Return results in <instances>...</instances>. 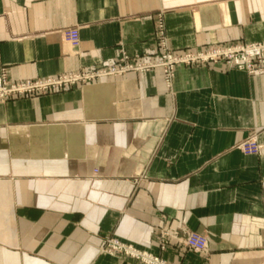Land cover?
<instances>
[{
    "label": "crops",
    "instance_id": "crops-1",
    "mask_svg": "<svg viewBox=\"0 0 264 264\" xmlns=\"http://www.w3.org/2000/svg\"><path fill=\"white\" fill-rule=\"evenodd\" d=\"M161 23L173 53L262 41L264 0H0V71L155 55ZM108 238L155 264H264V71L128 69L0 102V264H149Z\"/></svg>",
    "mask_w": 264,
    "mask_h": 264
},
{
    "label": "built area",
    "instance_id": "built-area-1",
    "mask_svg": "<svg viewBox=\"0 0 264 264\" xmlns=\"http://www.w3.org/2000/svg\"><path fill=\"white\" fill-rule=\"evenodd\" d=\"M158 53L152 56L129 57L121 55L119 61L103 65L89 71H77L62 73L55 76L10 81L4 70L0 71V102L18 97H31L45 93L62 91L68 87L85 84L89 81L112 74L123 73L128 69L148 70L155 67L163 69L165 81H169L175 65L184 64H212L224 62L249 74L264 71V40L253 43L235 42L226 46H211L203 50H183L171 52L166 43L162 23L158 25ZM67 42L75 44L78 40L76 29H68L64 32ZM240 149L246 154H258L260 147L252 140L244 141ZM185 245L194 251H203L207 247V238L196 231L186 233ZM105 250L113 253L119 252L140 259L149 264H155L157 258L146 251L135 249L117 239L108 238L105 242Z\"/></svg>",
    "mask_w": 264,
    "mask_h": 264
},
{
    "label": "rangeland",
    "instance_id": "rangeland-1",
    "mask_svg": "<svg viewBox=\"0 0 264 264\" xmlns=\"http://www.w3.org/2000/svg\"><path fill=\"white\" fill-rule=\"evenodd\" d=\"M165 35V34H164ZM238 42H240V41H238ZM166 43H167V41H166ZM237 43V42H236ZM244 43H253V42H244ZM227 45H229V44H227ZM224 46H226V45H224ZM167 47H168V45H167ZM211 47V46H210ZM205 49V48H204ZM203 50V49H202ZM147 56H152V55H147ZM220 63H224V62H220ZM224 64H226V63H224ZM228 65V64H227ZM230 66V65H229ZM232 66V65H231ZM233 67V66H232ZM235 68V67H234ZM8 78V77H7ZM9 80V79H8ZM19 98V97H18Z\"/></svg>",
    "mask_w": 264,
    "mask_h": 264
}]
</instances>
